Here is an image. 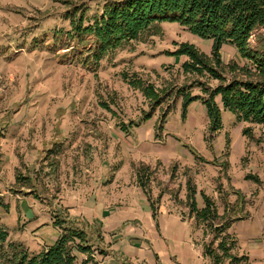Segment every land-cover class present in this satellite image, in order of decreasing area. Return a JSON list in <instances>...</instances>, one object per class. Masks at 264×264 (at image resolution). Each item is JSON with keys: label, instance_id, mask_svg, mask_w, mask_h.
Here are the masks:
<instances>
[{"label": "rangeland", "instance_id": "374dc122", "mask_svg": "<svg viewBox=\"0 0 264 264\" xmlns=\"http://www.w3.org/2000/svg\"><path fill=\"white\" fill-rule=\"evenodd\" d=\"M103 7V2L91 0H0V226L8 231L9 243L22 244L34 254L55 243L60 235L54 227L55 217L65 212L76 227L87 230L92 257L99 262L101 247L96 238L100 228L74 218L72 210L79 206L70 194L78 187L87 192L100 173L98 164L106 156H116L117 128H128L150 111L142 93L130 87L124 76H139L158 89L163 84L180 87L193 78L187 79L178 70L185 59L168 57L166 52L176 51L178 44L192 43L211 55L201 45L203 41L186 34L182 26L163 23L160 32L124 43L98 65L89 56L91 46H86L93 38L80 37L71 20L80 25L83 18L82 25L87 27L101 16ZM259 34L261 30L252 33L251 47L257 46ZM223 56L225 61L234 58L242 64L231 49ZM177 113L181 116V111ZM176 119L172 115L168 126L178 127ZM246 128H251L248 135ZM10 130L16 131L13 136L18 139L5 142ZM230 130L227 126L226 131ZM244 130L255 147L264 148L263 125L246 124ZM213 139L207 131L206 142ZM201 146L197 147L202 150ZM191 172L151 168L148 189L154 201L161 191L162 198L168 196L179 205L178 213L191 225L196 247L207 264H212L204 251L211 244L217 248L220 239L190 212L187 182L195 183ZM26 191L30 193L25 195ZM37 220L48 223L39 226Z\"/></svg>", "mask_w": 264, "mask_h": 264}, {"label": "trees", "instance_id": "16d2710c", "mask_svg": "<svg viewBox=\"0 0 264 264\" xmlns=\"http://www.w3.org/2000/svg\"><path fill=\"white\" fill-rule=\"evenodd\" d=\"M91 1L103 2L101 16L87 27L82 25L83 18L80 19V25L74 24V20H71V25H74V30L80 37L93 38V43L86 46H91L89 56L93 57L98 65L105 56L124 43L139 41L145 34L153 31L160 32L163 23L178 24L186 30V34L190 33L206 42L208 46L211 45V55L192 43L178 44L176 51L166 52L168 57L185 59L178 70L182 71L187 79L193 78L180 87L163 84L161 89H158L156 84L145 83L139 76H130L131 79L124 76L130 87L142 93L150 111L145 113L139 122L127 126L128 128L120 127L123 132L128 134L131 127L135 129L155 119L156 138H160L170 117L179 116L177 112L181 111L180 117L185 121L190 105L195 102L206 108L207 131L212 138H215L223 127V111L234 114L238 122L264 126V33L259 34L261 37L256 47L249 44L252 33L264 29V4L261 0ZM78 11L79 6L75 8L74 13L77 14ZM225 45L236 49L242 64L235 60L224 62L222 50ZM225 71H228L229 75L225 74ZM213 81L217 84H211ZM198 88L200 93H194ZM175 99H178L176 103H179L177 108L173 106ZM167 102L171 104L163 110L162 107ZM105 109L109 107L106 106ZM250 132L251 128L244 130L245 135ZM137 167L134 171L137 183L148 197L155 217L158 213L157 205L164 193L158 191L159 196L154 201L152 192L148 189L151 168L145 165ZM247 179L261 184L257 176L249 175ZM18 181L16 182L19 183ZM187 191V204L191 214L199 224L214 229L219 235L217 248L211 244L204 251L212 264H264V259L240 254V240L230 232L233 224L246 216L243 210H239L242 200L240 195L236 203L237 210L233 211V207L229 209L225 206L223 212L217 205V200L204 193H201L204 204L199 208L196 200L197 187L191 180L187 182ZM29 193L25 192V195ZM9 211L8 207L6 213ZM62 213L65 216H56L54 223V227L60 232L59 237L51 247L39 254L32 253L22 244L9 243V233L1 225L0 264H100L92 257L94 253L87 230L82 229L81 225L76 227L75 222L70 219L71 216ZM83 225L88 227V224ZM99 230V237L96 238L98 245L102 241V230ZM102 251L101 249L100 254L105 255Z\"/></svg>", "mask_w": 264, "mask_h": 264}, {"label": "crops", "instance_id": "0c3cea01", "mask_svg": "<svg viewBox=\"0 0 264 264\" xmlns=\"http://www.w3.org/2000/svg\"><path fill=\"white\" fill-rule=\"evenodd\" d=\"M201 45L205 51L211 50L206 42ZM226 49L236 52L225 45L223 54ZM231 60L235 59H224L226 63ZM176 120L179 126L169 127L167 121L160 138H156L155 119L130 129L128 134L117 128L116 156H106L98 164L100 173L94 181L91 179L87 192L78 187L70 194L79 206L72 210L74 218L92 225L94 222L102 230L99 245L105 255L99 256L100 264H207L194 243L191 225L178 213V204L168 196L162 198L154 217L134 173L140 164L153 169L193 170L199 208L203 207L204 193L217 200L221 211L226 207L236 211L240 195L239 210L246 216L236 221L230 232L240 240V254L264 259V148L255 147L247 139L243 134L246 123L238 122L228 111H223V127L211 143L205 140L208 119L201 103L190 105L185 121L180 116ZM14 132L9 131L5 142L18 139ZM200 145L202 150L197 147ZM249 175L257 176L261 184L248 180Z\"/></svg>", "mask_w": 264, "mask_h": 264}, {"label": "built area", "instance_id": "2783aa9c", "mask_svg": "<svg viewBox=\"0 0 264 264\" xmlns=\"http://www.w3.org/2000/svg\"><path fill=\"white\" fill-rule=\"evenodd\" d=\"M261 2H263V4H264V0H261ZM261 33H264V29L261 30Z\"/></svg>", "mask_w": 264, "mask_h": 264}]
</instances>
